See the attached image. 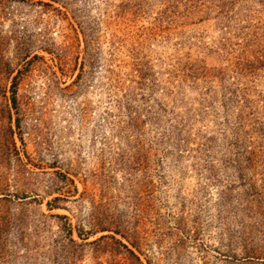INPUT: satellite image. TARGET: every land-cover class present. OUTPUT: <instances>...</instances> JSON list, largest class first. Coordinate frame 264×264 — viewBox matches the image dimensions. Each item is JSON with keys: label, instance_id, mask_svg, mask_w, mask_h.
<instances>
[{"label": "rangeland", "instance_id": "obj_1", "mask_svg": "<svg viewBox=\"0 0 264 264\" xmlns=\"http://www.w3.org/2000/svg\"><path fill=\"white\" fill-rule=\"evenodd\" d=\"M0 264H264V0H0Z\"/></svg>", "mask_w": 264, "mask_h": 264}, {"label": "trees", "instance_id": "obj_2", "mask_svg": "<svg viewBox=\"0 0 264 264\" xmlns=\"http://www.w3.org/2000/svg\"><path fill=\"white\" fill-rule=\"evenodd\" d=\"M63 217V216H62ZM79 235H81V234H79Z\"/></svg>", "mask_w": 264, "mask_h": 264}]
</instances>
